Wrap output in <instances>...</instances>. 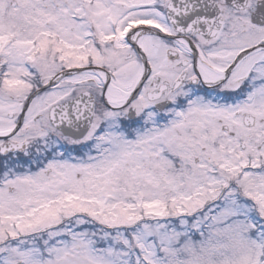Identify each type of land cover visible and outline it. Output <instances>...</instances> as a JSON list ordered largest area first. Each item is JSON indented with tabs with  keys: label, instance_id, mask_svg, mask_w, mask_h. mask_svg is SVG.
Returning a JSON list of instances; mask_svg holds the SVG:
<instances>
[{
	"label": "snow or ice",
	"instance_id": "6c2138e0",
	"mask_svg": "<svg viewBox=\"0 0 264 264\" xmlns=\"http://www.w3.org/2000/svg\"><path fill=\"white\" fill-rule=\"evenodd\" d=\"M0 264H264V0H0Z\"/></svg>",
	"mask_w": 264,
	"mask_h": 264
}]
</instances>
